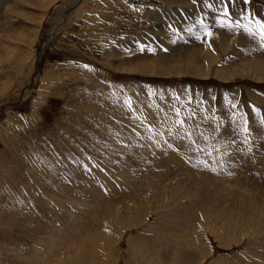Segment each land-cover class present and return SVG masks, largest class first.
Returning <instances> with one entry per match:
<instances>
[{"label": "rangeland", "instance_id": "1", "mask_svg": "<svg viewBox=\"0 0 264 264\" xmlns=\"http://www.w3.org/2000/svg\"><path fill=\"white\" fill-rule=\"evenodd\" d=\"M262 33L264 0H0V264H264Z\"/></svg>", "mask_w": 264, "mask_h": 264}, {"label": "bare ground", "instance_id": "2", "mask_svg": "<svg viewBox=\"0 0 264 264\" xmlns=\"http://www.w3.org/2000/svg\"><path fill=\"white\" fill-rule=\"evenodd\" d=\"M22 1H24V0H21V2ZM35 2H36V0H35ZM38 2V1H37ZM2 3H3V0H2ZM7 3V2H6ZM4 4H5V2H4ZM12 13V12H11ZM8 19V18H7ZM9 20V19H8ZM207 27V26H206ZM222 27V26H221ZM184 29H187L188 30V32L190 33L191 32V34H193V33H196V28H197V24H195L194 22H193V20L192 19H189L187 22H185V24H184V27H183ZM230 28V27H229ZM54 31V30H53ZM184 33V32H183ZM182 34V33H181ZM185 34V33H184ZM183 34V35H184ZM187 36H191L190 34L188 35L187 34ZM199 37V36H198ZM246 40V39H245ZM184 41H185V39H184ZM242 41V40H241ZM223 42V41H222ZM224 43V42H223ZM223 43H221V44H223ZM177 44V43H176ZM184 44V43H183ZM225 44V43H224ZM251 45H252V43H251ZM250 46V45H249ZM189 51V50H188ZM173 55V54H172ZM183 56V55H182ZM189 58H191V57H189ZM193 58V57H192ZM196 59H198V58H196ZM6 60V59H5ZM168 60V59H167ZM195 60V59H194ZM146 61V60H145ZM163 61V60H162ZM198 62V61H197ZM206 62V61H205ZM163 63H164V61H163ZM189 63V62H188ZM194 63V62H193ZM201 63V62H200ZM146 64H148V63H146ZM212 64V63H211ZM201 65V64H200ZM207 65V64H206ZM146 66V65H145ZM160 65L158 64V67H159ZM163 66V65H162ZM256 66V65H255ZM165 67V66H164ZM209 67V66H208ZM228 67V66H227ZM258 67H260V66H257V69H258ZM204 68V67H203ZM230 68V67H229ZM71 69V68H70ZM208 69V68H207ZM213 69V68H212ZM216 70V69H215ZM259 70V69H258ZM198 71V70H197ZM255 71V70H254ZM260 71V70H259ZM262 71H264V69H262ZM199 72V71H198ZM223 72V71H222ZM205 74V73H204ZM225 74V73H224ZM106 80V79H105ZM104 80V81H105ZM107 81V80H106ZM105 81V82H106ZM126 98V97H125ZM127 99V98H126ZM130 100V99H129ZM125 101H127V100H125ZM131 101V100H130ZM173 113V112H172ZM171 119H173L172 121H174V122H177V120L176 119H174V118H171ZM182 119V118H181ZM170 121V120H169ZM180 123H181V121L178 123V124H176L175 123V126L177 127V126H179L180 125ZM183 123L185 124V122L183 121ZM196 124H197V122H196ZM190 125V124H189ZM180 126H183V125H180ZM187 126H188V124H187ZM171 127H173V125L171 126ZM185 128V127H184ZM183 129V128H182ZM182 129H181V131H182ZM186 129V128H185ZM140 130V129H139ZM138 130V131H139ZM184 130V129H183ZM184 133V132H183ZM185 134H187V132L185 133ZM185 136V135H184ZM205 135H203L201 138H202V140L205 142V143H207V142H209V140H210V138L209 139H207V138H205L204 137ZM186 137V136H185ZM184 137V138H185ZM235 137V136H234ZM188 138V137H187ZM233 138V137H232ZM186 139V138H185ZM191 140V139H190ZM190 143H192V142H190ZM193 145V144H192ZM191 145V146H192ZM194 148V147H193ZM204 155V154H203ZM205 156H207V155H205ZM211 161V160H210ZM227 165V164H226ZM237 165V164H236ZM215 166V165H214ZM217 166H218V168H217ZM224 168V169H223ZM222 168V166L220 165V164H217L216 165V169L213 171V173H218V175H220L221 176V174H225V178H227L228 177V174H227V172H229V170L228 171H225V167H223ZM223 169V171H221V170ZM227 169V168H226ZM104 172V171H103ZM116 179V178H115ZM111 181H113V182H115V180L114 179H110ZM159 188H161L162 189V187H159ZM107 190V193H109L110 192V190H112V189H110V188H108V189H106ZM155 190V189H154ZM165 191V190H164ZM166 192V191H165ZM155 193V192H154ZM157 193V192H156ZM167 193V192H166ZM158 194V193H157ZM155 196V195H154ZM164 196V195H163ZM262 197H264V196H262ZM143 198V197H142ZM156 198V197H155ZM162 198H167L166 197V195L164 196V197H162ZM259 198V197H258ZM146 199V198H145ZM262 200L261 201H264V198H261ZM110 200V199H109ZM234 200V199H233ZM235 200H237L236 202H235V204L232 206V209H231V212H233V213H236V218H237V216H241V212H242V210L244 211L246 208H249V207H251L253 210H255V208H253V206H257V203L259 202V200H257V197H254V198H252L251 199V197H247L246 195H244V197H242L241 198V200H239L238 198H236L235 197ZM147 201H149V200H147ZM142 202V201H141ZM160 203H161V199H160V201H157V204H155V201H154V207H155V209H154V207L153 208H149V209H153V210H156V209H158V207L160 206ZM240 203V206H238V204ZM246 203H249V206L248 207H245L244 206V204H246ZM144 204V203H143ZM259 204V203H258ZM150 205H152V203H150ZM184 210V209H183ZM249 210V209H248ZM253 210H251V212L253 211ZM147 211V210H146ZM160 213V212H159ZM184 213V212H183ZM185 214H189L190 215V211H186V213ZM198 214V213H197ZM196 214V215H197ZM199 215V214H198ZM197 215V216H198ZM110 216V215H109ZM118 216V215H117ZM161 216H163L162 218H165V216H166V214H161V215H159V218L160 219H162L161 218ZM189 217V216H188ZM122 218V217H121ZM179 219V218H178ZM200 219H202L203 220V217L202 218H200ZM219 219V218H218ZM225 219V218H224ZM237 219H240V218H237ZM185 221V220H184ZM241 221V220H240ZM239 221V222H240ZM250 221H251V219H250ZM261 221V220H260ZM165 222H167V221H165ZM186 222V221H185ZM184 222V223H185ZM226 222V221H225ZM158 223V222H157ZM227 223V222H226ZM251 224V223H250ZM260 224V223H259ZM264 225V218L262 219V222H261V225ZM235 225V224H234ZM234 225H233V227H234ZM194 226V225H193ZM232 227V226H231ZM154 229V228H153ZM188 229V228H187ZM217 229V228H216ZM223 230V229H222ZM187 232V231H186ZM224 233H226V232H224ZM190 234V233H189ZM227 234V233H226ZM262 238V237H261ZM257 240V239H256ZM263 240L264 239H262V240H260V242L261 243H258V242H256V244H255V246L256 247H259L260 245H263L264 244V242H263ZM263 243V244H262ZM257 254V253H256Z\"/></svg>", "mask_w": 264, "mask_h": 264}, {"label": "water", "instance_id": "3", "mask_svg": "<svg viewBox=\"0 0 264 264\" xmlns=\"http://www.w3.org/2000/svg\"><path fill=\"white\" fill-rule=\"evenodd\" d=\"M40 58H41V53L38 54V59H40Z\"/></svg>", "mask_w": 264, "mask_h": 264}, {"label": "snow or ice", "instance_id": "4", "mask_svg": "<svg viewBox=\"0 0 264 264\" xmlns=\"http://www.w3.org/2000/svg\"><path fill=\"white\" fill-rule=\"evenodd\" d=\"M262 34H264V33H262Z\"/></svg>", "mask_w": 264, "mask_h": 264}]
</instances>
